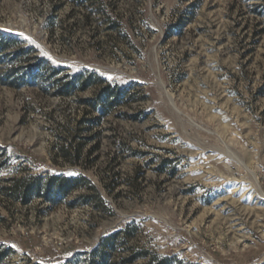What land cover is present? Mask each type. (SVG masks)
<instances>
[{"label": "rangeland", "instance_id": "374dc122", "mask_svg": "<svg viewBox=\"0 0 264 264\" xmlns=\"http://www.w3.org/2000/svg\"><path fill=\"white\" fill-rule=\"evenodd\" d=\"M0 32L46 61L0 64V264H264V0H0Z\"/></svg>", "mask_w": 264, "mask_h": 264}, {"label": "trees", "instance_id": "16d2710c", "mask_svg": "<svg viewBox=\"0 0 264 264\" xmlns=\"http://www.w3.org/2000/svg\"><path fill=\"white\" fill-rule=\"evenodd\" d=\"M19 40L16 37L5 35L0 32V64L3 62H8L11 66L7 69L6 75L11 77L10 84H15V86H19L21 84L32 83L33 79L36 76H43L45 72H40L41 68H44L46 65V61L43 59L37 60L36 63L33 65H29V61L33 59V57L28 56L29 50L18 48ZM24 65V66H23ZM26 68V69H25ZM55 75V70L50 74V76ZM58 80L60 83L58 84ZM57 84L59 87L56 90L58 95H69L77 90H83L87 87L88 82H84L81 80L79 76H76L75 79L72 80H65V79H58ZM76 80V81H74ZM77 85V86H76ZM110 88H104V94L106 97L110 95ZM120 93V92H119ZM122 94V93H121ZM118 99V97L116 98ZM98 103V101H97ZM94 103L93 105H97ZM103 103L104 106H111L113 102L108 101ZM76 154H79L77 150ZM80 178L78 176H55L50 175L41 177L40 175L29 177L28 180H16L12 186V191H22L23 200L26 202L27 199L33 194H39V191H42L41 188L45 190V196L49 199H59L63 196L67 195L71 190L76 188L80 183ZM51 197V198H50ZM111 236L106 237L103 242L108 243L111 241ZM102 245L98 246L93 250V253L100 252ZM103 252H100L102 263L105 264V258ZM4 254V251L0 252V258ZM95 261V260H94ZM101 264L100 262H93V264ZM92 264V263H91Z\"/></svg>", "mask_w": 264, "mask_h": 264}, {"label": "bare ground", "instance_id": "6f19581e", "mask_svg": "<svg viewBox=\"0 0 264 264\" xmlns=\"http://www.w3.org/2000/svg\"><path fill=\"white\" fill-rule=\"evenodd\" d=\"M263 194V193H262ZM264 195V194H263Z\"/></svg>", "mask_w": 264, "mask_h": 264}]
</instances>
